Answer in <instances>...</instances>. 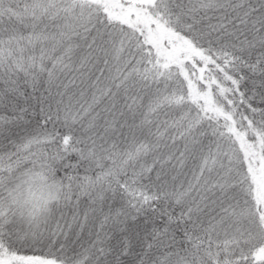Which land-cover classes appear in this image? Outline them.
<instances>
[{
	"label": "snow or ice",
	"instance_id": "1",
	"mask_svg": "<svg viewBox=\"0 0 264 264\" xmlns=\"http://www.w3.org/2000/svg\"><path fill=\"white\" fill-rule=\"evenodd\" d=\"M0 264H264V0H0Z\"/></svg>",
	"mask_w": 264,
	"mask_h": 264
}]
</instances>
